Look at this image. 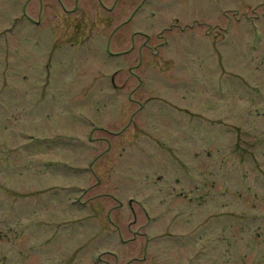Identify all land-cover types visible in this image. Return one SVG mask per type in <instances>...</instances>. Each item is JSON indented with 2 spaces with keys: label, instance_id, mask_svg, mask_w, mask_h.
I'll list each match as a JSON object with an SVG mask.
<instances>
[{
  "label": "rangeland",
  "instance_id": "obj_1",
  "mask_svg": "<svg viewBox=\"0 0 264 264\" xmlns=\"http://www.w3.org/2000/svg\"><path fill=\"white\" fill-rule=\"evenodd\" d=\"M0 264H264V0H0Z\"/></svg>",
  "mask_w": 264,
  "mask_h": 264
}]
</instances>
